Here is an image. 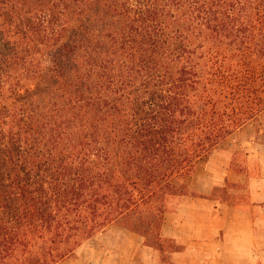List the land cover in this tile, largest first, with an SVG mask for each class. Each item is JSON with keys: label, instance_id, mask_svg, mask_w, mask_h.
<instances>
[{"label": "trees", "instance_id": "obj_1", "mask_svg": "<svg viewBox=\"0 0 264 264\" xmlns=\"http://www.w3.org/2000/svg\"><path fill=\"white\" fill-rule=\"evenodd\" d=\"M264 110V0H0V264H59L165 200Z\"/></svg>", "mask_w": 264, "mask_h": 264}, {"label": "crops", "instance_id": "obj_2", "mask_svg": "<svg viewBox=\"0 0 264 264\" xmlns=\"http://www.w3.org/2000/svg\"><path fill=\"white\" fill-rule=\"evenodd\" d=\"M224 155L220 170L211 159L166 198L157 241L111 224L59 264H264V159L257 173H238ZM225 177L223 201L215 191Z\"/></svg>", "mask_w": 264, "mask_h": 264}, {"label": "rangeland", "instance_id": "obj_3", "mask_svg": "<svg viewBox=\"0 0 264 264\" xmlns=\"http://www.w3.org/2000/svg\"><path fill=\"white\" fill-rule=\"evenodd\" d=\"M227 152L232 154L229 168L233 171L238 173L247 171L254 174L260 170L261 161L264 159V110L260 113L257 121L247 124L218 144L206 158L198 162L196 168L202 167L212 159L213 167L220 170L217 166L226 161L225 155L222 157V154ZM186 180L187 178L183 181L186 182ZM224 181L226 185L221 181L215 191V194L223 201L229 199L225 195V189L230 184L226 177ZM148 241L155 242L156 240L152 235H149Z\"/></svg>", "mask_w": 264, "mask_h": 264}]
</instances>
